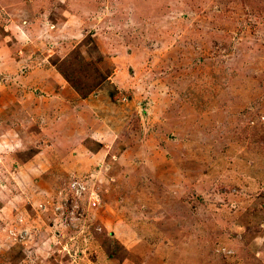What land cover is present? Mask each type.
<instances>
[{
    "label": "rangeland",
    "instance_id": "1",
    "mask_svg": "<svg viewBox=\"0 0 264 264\" xmlns=\"http://www.w3.org/2000/svg\"><path fill=\"white\" fill-rule=\"evenodd\" d=\"M0 264H264V0H0Z\"/></svg>",
    "mask_w": 264,
    "mask_h": 264
}]
</instances>
